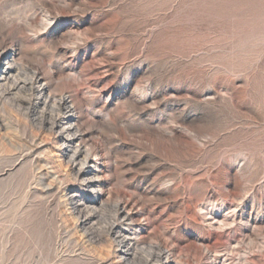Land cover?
<instances>
[{
  "label": "rangeland",
  "instance_id": "374dc122",
  "mask_svg": "<svg viewBox=\"0 0 264 264\" xmlns=\"http://www.w3.org/2000/svg\"><path fill=\"white\" fill-rule=\"evenodd\" d=\"M164 262L264 264V0H0V264Z\"/></svg>",
  "mask_w": 264,
  "mask_h": 264
},
{
  "label": "bare ground",
  "instance_id": "6f19581e",
  "mask_svg": "<svg viewBox=\"0 0 264 264\" xmlns=\"http://www.w3.org/2000/svg\"><path fill=\"white\" fill-rule=\"evenodd\" d=\"M67 102L65 101V104H66ZM67 114V113H66ZM69 114V113H68ZM71 115V114H70ZM67 116V115H66ZM68 117H69V115H68ZM62 123H64V122H62ZM65 126V125H64ZM63 126V127H64ZM68 126V125H67ZM67 126H65L66 128H67ZM69 129H71V127L69 128ZM64 130V129H63ZM67 133V132H66ZM68 140V139H67ZM72 140V139H71ZM70 140V141H71ZM119 247L123 250V249H125L126 247H127V244L124 242V240H121L120 242H119ZM164 264H167V262H164Z\"/></svg>",
  "mask_w": 264,
  "mask_h": 264
}]
</instances>
